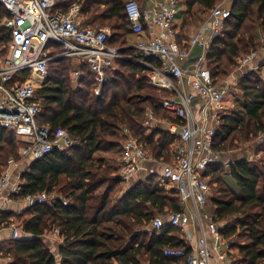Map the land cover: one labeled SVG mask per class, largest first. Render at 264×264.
Returning <instances> with one entry per match:
<instances>
[{
	"label": "trees",
	"instance_id": "1",
	"mask_svg": "<svg viewBox=\"0 0 264 264\" xmlns=\"http://www.w3.org/2000/svg\"><path fill=\"white\" fill-rule=\"evenodd\" d=\"M126 1L67 0L56 6L66 11L78 2L83 25L110 27L114 34L109 43L122 48L130 58L117 61L118 68L108 73L99 93L87 64L80 65L82 73L73 84L72 59L61 57L50 62L49 75L38 90L43 107L39 124L64 127L78 143L32 161L21 173V192L16 198L44 191L59 197L24 211L21 226L28 237L13 239L8 251L14 257L12 264H175L174 259L163 256L164 247L188 245L178 234L179 226L167 223L160 234L147 231L157 216L167 220L182 210L178 193L159 186L157 172L121 195L117 190L125 180L118 168L95 156L98 151L121 155L126 131L155 158L169 161L172 156L174 138L161 127L148 128L147 122L150 111L158 120H175L164 107L175 92L152 84L148 68L139 63L136 50L128 43L134 34ZM137 1L142 8L146 6L147 0ZM181 2L186 7L183 25H188L195 17V6L211 12L219 0ZM230 7L231 15L207 55L216 84H222L236 68L241 54L259 51L264 45L260 41L264 0H234ZM8 15L0 3L2 48L12 38L4 22ZM60 51L57 47L53 54ZM148 61L159 63L154 57ZM257 71L243 74L238 83L241 102L221 116L214 143L215 149L224 153L243 148L261 153L255 162L243 157L233 160L226 170L220 165L211 169L216 194L209 203L224 240L239 249L240 259L233 264H264V78ZM16 78L23 80L24 75ZM246 141L249 146H242ZM12 159L22 161L18 136L0 125V175ZM13 216V212L0 211V225ZM55 228L64 237L59 256L42 239Z\"/></svg>",
	"mask_w": 264,
	"mask_h": 264
},
{
	"label": "built area",
	"instance_id": "2",
	"mask_svg": "<svg viewBox=\"0 0 264 264\" xmlns=\"http://www.w3.org/2000/svg\"><path fill=\"white\" fill-rule=\"evenodd\" d=\"M233 1L219 0L208 20L183 44L178 41L181 0H149L143 8L137 0L125 2L133 34L137 37L130 46L136 50L139 63L148 68L152 84L175 92L164 102L175 120H158L152 111L148 114V128L163 125L174 138L170 162L155 158L126 131L119 173L128 180L149 160L154 163L152 171L160 169L163 182L176 186L182 210L171 214L167 220L157 216L153 221L158 234L168 223L179 226L190 243L194 240L187 246L164 247L163 256L174 259L175 264H213L214 253L224 258L226 264L235 262L209 203L213 191L212 167L220 165L226 170L232 162L226 158L228 153L214 147L221 116L229 109L226 100L231 89L227 83H214L207 62L213 40L231 15L227 4ZM0 3L8 11L4 22L12 31L11 40L0 47V125L16 132L22 157L21 162L10 160L0 175V196L8 203L21 192L20 176L13 178L15 168L78 143L64 127L53 129L39 124L43 107L38 90L49 75L50 62L61 57L72 59L73 82L80 78V65L87 64L99 93L108 73L117 69V61L130 57L121 52L122 48L109 43L111 35L106 29L83 25L78 2L66 11L56 8L59 0H0ZM57 47L61 51L53 54ZM197 48L200 52L195 56ZM257 56L258 51L251 50L240 58V66L250 65ZM150 57L159 63L148 61ZM20 74L24 75L23 80L16 78ZM246 153L250 162H255L259 154L249 149ZM6 190L10 192L5 195ZM58 197L55 192L44 191L29 194L22 200L34 206L50 203ZM63 203L69 204L66 199ZM54 232L60 233V230L55 228ZM209 234L214 238L213 246ZM14 237H18L16 230Z\"/></svg>",
	"mask_w": 264,
	"mask_h": 264
},
{
	"label": "crops",
	"instance_id": "3",
	"mask_svg": "<svg viewBox=\"0 0 264 264\" xmlns=\"http://www.w3.org/2000/svg\"><path fill=\"white\" fill-rule=\"evenodd\" d=\"M146 2H149V0H147ZM210 16V12L208 13V17L205 19L208 20ZM203 21L199 27H197V29H195L192 34L189 36V38L201 27V25L205 22ZM179 23V22H178ZM178 30L180 33V29H179V25H178ZM179 38V37H178ZM188 38V39H189ZM136 39V37H135ZM188 39H180L179 38V43L183 44L184 41L188 40ZM137 40V39H136ZM260 41L264 44V35H261ZM200 52V49L197 48L195 50V56ZM193 61V60H191ZM264 62V45L263 48L261 50H259L258 52V56L257 58L250 64L252 65L251 67H254V69L261 65ZM253 70V69H252ZM229 86H231L229 83H227ZM228 103V102H227ZM230 110V107L229 109ZM245 147V146H244ZM247 150L248 149H240V151H236V152H230L228 153V155L226 156L227 159L233 161L235 159H240L247 156ZM232 155L236 156L235 159L230 158ZM97 157V156H96ZM111 156H103L101 157L102 159H104L108 164L110 165H114V167L118 168V171L120 172V168H121V155L117 157L119 164H116L115 160L110 159ZM99 158V157H97ZM171 160V159H170ZM169 160V162H170ZM27 162H23L20 164L19 167L15 168L14 170V174H13V178L18 179L19 176H21V173L28 167ZM153 162L152 161H146L144 166L138 170L134 175H132L128 180H125L122 185H123V190L121 191V195H123L124 193H126L129 189H131L133 186H135L136 184H138L141 181L147 180V178L149 177V175L151 173H153L154 171H152L153 168ZM158 174V182H159V186L162 189H165L167 191H175L177 192V188L174 184H171L170 182H163L161 180V172L160 169L158 171H155ZM10 192V190H6L5 191V195L8 194ZM29 206L25 203L24 200L22 199H18L15 198L13 201L6 203L4 201V198L0 196V211H10L13 212L15 215L18 214H23L24 211L28 208ZM10 217L7 218V220L5 221L6 225H4V223L2 225H0V264H12L14 257L11 254V252H8L9 250H11L12 247V243H13V239L16 238H26L28 237V234L26 232H24L22 226H18L15 225L12 222V219L14 218ZM14 230L17 231L18 233V237H14ZM147 231H149V233L155 231L154 227H153V222L151 223V225L147 228ZM179 236L184 238V240L188 243V244H192L194 242H189L188 238L184 235L183 230L179 227V232H178ZM43 241L46 243V245L52 249V251L56 254V256H59V248L64 244V237L61 236L60 233H55L54 229L51 231H48L44 236H43ZM209 240L211 245L213 246L214 244V238L211 234H209ZM230 249H231V253H234L233 251V247H231L230 245ZM58 260H60V257H58ZM213 264H226L225 259L223 258H219L218 255L216 253H214L213 256V260H212Z\"/></svg>",
	"mask_w": 264,
	"mask_h": 264
},
{
	"label": "rangeland",
	"instance_id": "4",
	"mask_svg": "<svg viewBox=\"0 0 264 264\" xmlns=\"http://www.w3.org/2000/svg\"><path fill=\"white\" fill-rule=\"evenodd\" d=\"M59 1H60V3L63 2V0H59ZM227 6H230V4H227ZM185 9H186V7L184 5L181 6L180 13H179V16H178V19H179V29H180V33L178 34V37L180 39H182V38L183 39H188L189 36L192 34V32L195 29H197V27H199L200 24L203 21H205V19L208 17V13H209L207 11H204V9L200 5H197V6L194 7V15H195V17H193L192 22L190 24H188V25H183V10H185ZM96 28H104V29H106L110 33L111 36L114 34V31L110 27H108V26H106V27H98L97 26ZM135 37L136 36H131L128 43L130 44V43L135 42L136 39H137V37H136V39H135ZM179 38H178V41H180ZM245 54L246 53L241 54L240 58L243 55H245ZM240 58H238V65L236 66V68L233 69L224 80H221V83H229L231 85L230 86L231 94L227 97V100H226V102H228V103H226V105L228 107H230V110H233L234 108H236L240 104V102H241L240 100L242 99V93H241V90L239 89L238 83L240 82L243 74H246V73H248L249 71H251L253 69L254 71H257L258 70L257 71L258 74L261 77L264 78V63L261 64V65H259V66H257L255 69H254V67H251L252 65H248L246 67H241L240 66V63H239ZM75 83H76V81L73 82V84H75ZM42 86L40 88H42ZM96 88H98V87H96ZM160 127L164 129V126L163 125H161ZM244 143H243L242 146H246V147L249 146V144H250L248 141H246ZM236 151H240V149L239 150L238 149L235 150V152ZM233 152L234 151L232 150V153ZM118 155L120 156V153H118V152L105 153V152H102V151H98L95 154V156L99 157V159L101 157H103V156H111L110 159L115 160L116 161V164H119V161L117 159ZM230 158L235 159L236 156L232 155ZM260 158H261V153H259V154H257V156H255V160L256 161H258ZM21 159H22V157H21ZM230 181H231V183L234 184V182H233L232 179H230ZM122 188H123V185L121 184L120 188L117 190L118 191V194H121V191L123 190ZM215 188H216V185H213V191H212L211 196L214 195V194H216V189ZM23 217H25V215H23V214L15 215V217L12 219V222L15 225L20 226L21 225V222L23 220ZM233 250H234L233 251L234 253H232V254H233L234 258H235V261H237V260L240 259L239 249L235 247Z\"/></svg>",
	"mask_w": 264,
	"mask_h": 264
}]
</instances>
